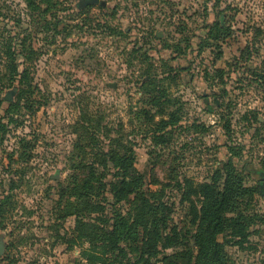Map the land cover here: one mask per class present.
<instances>
[{
  "label": "rangeland",
  "instance_id": "1",
  "mask_svg": "<svg viewBox=\"0 0 264 264\" xmlns=\"http://www.w3.org/2000/svg\"><path fill=\"white\" fill-rule=\"evenodd\" d=\"M81 1L51 0L32 10L24 0H0V70L11 63L10 45L19 71L0 93L7 129L0 207L13 196L2 207L10 211L0 212V264H87L71 242L76 216L60 195L74 177L89 174L76 172L81 161L97 167L109 135L134 147L145 177L140 191L160 192L171 210L166 233L175 229L193 248L198 185L217 176L222 187L231 173L240 183L227 216L233 224L243 215L248 228L245 237L225 230L218 241L227 264H264V0H102L105 6L80 8ZM147 73L161 84L152 91L154 107L142 89ZM20 77L30 86L19 111L8 114ZM144 110L163 112L156 121L177 119L166 143L153 140ZM97 200L105 214H95L94 223L102 229L105 215L127 212L108 185ZM163 245L152 263L176 264L180 248Z\"/></svg>",
  "mask_w": 264,
  "mask_h": 264
},
{
  "label": "trees",
  "instance_id": "2",
  "mask_svg": "<svg viewBox=\"0 0 264 264\" xmlns=\"http://www.w3.org/2000/svg\"><path fill=\"white\" fill-rule=\"evenodd\" d=\"M26 4L33 10H38L40 3H50L51 0H24ZM219 28V24L217 25ZM158 37V36H156ZM6 56L11 62L6 66V72L2 73L0 70V93L7 88H10L19 71L16 65H13V52L10 45H7ZM26 57L29 56L25 48ZM143 54L142 56H144ZM147 58V56H146ZM11 60V61H10ZM27 69L21 74V77L26 80ZM20 77V93L18 95V102L10 103L7 110L8 114H15L19 111V101L28 92L30 84L23 81ZM160 81L156 75L147 73L142 80V89L145 94L151 95L148 105L155 106L157 98L152 95V91L160 89ZM165 93V91H163ZM164 93H161L164 96ZM166 94V93H165ZM3 99L0 97V109L2 107ZM152 107V108H153ZM145 113L148 122L154 126L150 134L153 140L157 143H166L167 135L170 133L177 119L170 117L161 118L156 121L157 115L160 113L151 114L150 110L142 111ZM13 115L8 118L10 122L13 121ZM85 127V125H82ZM98 131L96 134L101 133ZM0 133L2 142L4 136L7 134L6 123H0ZM102 134V133H101ZM109 133H107L108 135ZM104 136V135H103ZM109 139V149L103 150L99 154L98 160L100 163L95 167L93 163H86L81 161L76 166L78 169H89V174L83 176L81 180L76 177L68 184L64 193H61V198L68 200L69 215L76 216V232L77 236L72 239V244L81 248L80 255L82 260L87 264H154L152 257L157 253L159 245L164 241L165 248H180L176 253V264H227L225 260L224 246L218 241L217 236L225 230L231 229L239 236H246L247 225L244 222L243 215H238L235 223H231L228 213L232 212L234 198L237 195L238 183H232L231 173L226 171V179L221 187L218 179L214 177L213 183H204L198 185L200 187V196H202V206L198 209H193L192 222L196 227L194 234L195 247L190 244L179 241V237L173 229V234L166 233L169 229V221H171V212L168 205L161 198L159 191H140L142 184L145 181L144 175L138 172L135 167L134 147L128 145L118 137ZM81 149V147H80ZM82 152H86V148L82 147ZM109 158L106 160V158ZM112 163L113 168L109 166ZM89 165V168H87ZM232 165L228 161L226 167ZM221 174V170L216 171ZM112 175V181L107 184L106 178ZM107 185L109 186L111 194L115 198V205H121V202L128 203V209L125 214L119 210H115L112 217L107 215L104 227L97 226L94 222L95 214H105V207L97 200L105 191ZM67 190L69 192L66 194ZM66 194V195H65ZM134 195V198L131 196ZM12 195L8 194L1 200L0 212L7 213L10 211L3 209L7 201L12 199ZM74 198V200L72 199ZM109 221H113L111 230L106 227ZM165 233V235H164ZM126 244V248L122 245ZM88 244V247L85 245ZM113 255V257H110Z\"/></svg>",
  "mask_w": 264,
  "mask_h": 264
},
{
  "label": "water",
  "instance_id": "3",
  "mask_svg": "<svg viewBox=\"0 0 264 264\" xmlns=\"http://www.w3.org/2000/svg\"><path fill=\"white\" fill-rule=\"evenodd\" d=\"M88 3L90 5L101 4L102 6H105V2L102 0H89ZM3 253H4V244L2 241H0V257L2 256Z\"/></svg>",
  "mask_w": 264,
  "mask_h": 264
},
{
  "label": "flooded vegetation",
  "instance_id": "4",
  "mask_svg": "<svg viewBox=\"0 0 264 264\" xmlns=\"http://www.w3.org/2000/svg\"><path fill=\"white\" fill-rule=\"evenodd\" d=\"M89 0H82L81 3L78 5L80 8L89 6L90 4L88 3Z\"/></svg>",
  "mask_w": 264,
  "mask_h": 264
}]
</instances>
